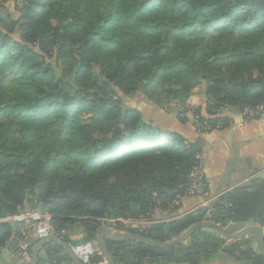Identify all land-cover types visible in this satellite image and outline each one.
<instances>
[{
    "label": "trees",
    "instance_id": "1",
    "mask_svg": "<svg viewBox=\"0 0 264 264\" xmlns=\"http://www.w3.org/2000/svg\"><path fill=\"white\" fill-rule=\"evenodd\" d=\"M14 6L12 16L0 4V252L16 250L19 236L2 219L24 209L49 214L53 232L71 245L95 240L102 219L151 220L156 209H178L201 151L144 121L122 97L140 93L185 122L186 102L202 87L207 117L200 109L192 116L210 128L226 125L224 110L264 104V0ZM202 221L264 227V179L234 188L210 209L130 232L169 242ZM75 225L85 234L79 242L69 237ZM254 240L228 241L203 228L169 248L107 247L115 264H209L218 251L264 264ZM43 249L38 264H72L57 245ZM104 261L94 254L89 264Z\"/></svg>",
    "mask_w": 264,
    "mask_h": 264
},
{
    "label": "crops",
    "instance_id": "2",
    "mask_svg": "<svg viewBox=\"0 0 264 264\" xmlns=\"http://www.w3.org/2000/svg\"><path fill=\"white\" fill-rule=\"evenodd\" d=\"M185 108L187 110L185 122H181L175 115L170 116L169 114L167 120H169L171 128H167V130L164 124L161 126L153 125L160 131L176 132L188 142L199 147L206 183V195L204 197H184L173 215L166 211L154 210L152 221L146 222L143 227L194 212L200 207L210 209L212 204L218 203V199L222 195L234 188L248 186L253 179H264L258 177L260 173H264V118L246 121L236 114L224 113L222 116L228 120L226 125H218L210 128L206 134H200L193 127L192 112L200 109L201 115L207 117L204 92L193 93L186 102ZM245 224L252 226L248 223ZM260 228L264 236V227ZM15 230L16 228L13 229V231ZM84 235L79 225L73 226L69 232L70 240L73 242H79L84 238ZM253 247L257 252L255 240ZM15 251L9 247L2 249L0 264H20ZM45 251L44 249L41 250V257L45 256ZM209 264H250V262L232 261L222 251H218Z\"/></svg>",
    "mask_w": 264,
    "mask_h": 264
},
{
    "label": "built area",
    "instance_id": "3",
    "mask_svg": "<svg viewBox=\"0 0 264 264\" xmlns=\"http://www.w3.org/2000/svg\"><path fill=\"white\" fill-rule=\"evenodd\" d=\"M223 113L233 114L227 110H224ZM236 115L246 121L254 118H264V104L254 107L246 106ZM195 119L196 131L200 134H206L210 127L206 123H200L198 117H195ZM188 180L189 185L184 197H204L206 195L201 154L196 156V163L189 174ZM184 197L179 198L173 205H179ZM2 221L13 223L18 229L19 236L15 254L19 258L20 264H29L31 262V253L28 250L29 245L36 244L51 236H57L51 227V216L38 210L24 209L16 215L5 217ZM150 221L152 219H102L101 229L110 228L115 232L126 233L134 229L140 230L143 228V224ZM69 246L82 264H89L90 258L94 254H101L95 240Z\"/></svg>",
    "mask_w": 264,
    "mask_h": 264
},
{
    "label": "water",
    "instance_id": "4",
    "mask_svg": "<svg viewBox=\"0 0 264 264\" xmlns=\"http://www.w3.org/2000/svg\"><path fill=\"white\" fill-rule=\"evenodd\" d=\"M258 177L264 178V173H260ZM217 204L218 203L215 202L211 206L213 207ZM203 228L211 229L216 233H218L221 237L229 241H235L253 235L255 239L257 253L264 258V236L261 228L255 225L247 226L243 222L230 223L226 226H223L221 224H215L211 221H202L191 226L189 229L183 232L179 237L169 242H158L151 240L141 234L131 233V232L120 233V232L112 231L110 228H103L97 232L95 241L101 255L104 257L106 261V264H115L108 250L107 241L111 243L139 242L158 248H169L184 242L194 232ZM51 243L60 247L64 252V254L70 259L72 264H82L74 255L70 246L66 242L58 238L57 236H51L36 243L31 251V262L29 264H38L41 250L47 244H51Z\"/></svg>",
    "mask_w": 264,
    "mask_h": 264
},
{
    "label": "rangeland",
    "instance_id": "5",
    "mask_svg": "<svg viewBox=\"0 0 264 264\" xmlns=\"http://www.w3.org/2000/svg\"><path fill=\"white\" fill-rule=\"evenodd\" d=\"M1 3H4V5L7 7V10H9V12H11L10 14L12 16L16 15V12L14 11L15 0H7L6 2L0 0V4ZM3 11L4 10L0 9L1 16H6L5 11L4 12ZM195 92L201 93V92H204V89L202 87H199L193 91V93H195ZM122 100H123V106L124 107L138 110L141 113L144 121L150 122L152 124H158L160 126L164 124L166 129L171 128L170 122H169V120H167L169 117L168 116L169 114H166L164 109L157 107L156 105H154L153 103H151L150 101L145 99L142 94L139 93V94H136L132 97H125L124 96V97H122ZM171 115H174V114H170V116ZM195 121H196L195 117L192 116V123H193L194 128H195ZM120 153L122 154V151H120Z\"/></svg>",
    "mask_w": 264,
    "mask_h": 264
}]
</instances>
